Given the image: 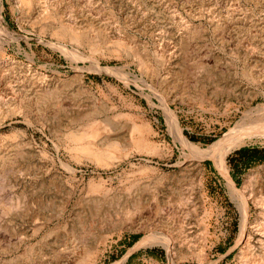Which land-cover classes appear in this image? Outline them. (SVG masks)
<instances>
[{
	"label": "rangeland",
	"instance_id": "rangeland-1",
	"mask_svg": "<svg viewBox=\"0 0 264 264\" xmlns=\"http://www.w3.org/2000/svg\"><path fill=\"white\" fill-rule=\"evenodd\" d=\"M3 5L19 39L3 40L17 64L0 74V264H170L162 246L136 248L154 224L176 239L178 264L264 259V207L256 205L264 199V136L227 158L249 197L245 246L225 179L212 159L175 140L163 108L176 112L199 151L259 118L237 126L264 106V0ZM63 24L82 41L62 37ZM114 42L129 50L118 53ZM88 130L100 131L98 145L119 159L103 164L74 150L69 136ZM142 138L156 146L143 148Z\"/></svg>",
	"mask_w": 264,
	"mask_h": 264
},
{
	"label": "bare ground",
	"instance_id": "bare-ground-1",
	"mask_svg": "<svg viewBox=\"0 0 264 264\" xmlns=\"http://www.w3.org/2000/svg\"><path fill=\"white\" fill-rule=\"evenodd\" d=\"M34 1L35 0H19V3L21 6L30 7L34 3ZM0 5L2 6L0 8V54L3 55L0 58V74L2 75V72L5 69V67L15 66L17 64L14 60L6 57L4 47H3L4 41L9 40V39H11V41H12V39H14V41L18 40L19 38H17V37L19 35L17 33H15L14 31H12L10 26L6 22V19H5L4 14H3V12H4L3 0H0ZM50 13H53V14L49 15V19H55L57 16V15H55L56 11L53 10ZM59 34L62 37L65 34H68V35H70V38L72 40H75L77 42H81L82 39L84 38V36L82 34H79L72 25H64L63 24ZM114 44L117 45L116 50L118 51V53L122 52L123 50H126V51L129 50L127 45L124 42H114ZM36 75H37V73H36ZM2 76H0V77H2ZM0 84H2V82ZM12 90L13 89L11 87H7L1 91L8 92V91H12ZM21 103H19V106L17 107L19 110L22 108ZM163 108H164V113H165V117H166V121H167L169 131L174 135L175 140L178 141L181 145H183L186 148L189 147V148H193L194 150L198 151V153H200V155L198 156L199 159L205 160L207 158H210L214 161V165H215L216 169L221 173V175L223 176V178L226 181V186L228 188V191H229L231 198L234 201H236L237 207H239V210H240L241 233H240L239 243H241V244L243 243V245L248 246V244L250 243L249 240L251 238L250 237L251 235L249 232L251 224L249 223L250 202H249V197H248L247 192H246L247 188L245 189V187H244L242 190H238L236 188V186L233 182V179L231 178L229 171H228L227 158H228L229 154L234 149H237L239 147H242V146L248 144L249 142L254 140L256 137L264 136V120L261 119V117L264 118V106H261L260 108H257L251 112L244 113L242 120L239 121V123L237 124V126L242 124V123L244 124L245 122H248V118H250V115L255 116V114H257L259 116V118L257 117V119H255V120H254V118H252L253 122L250 123L249 127H246L244 129L240 130V132L237 134L235 133L236 131L232 134V132L234 130H236L237 128L232 130L230 133L225 135L219 142H217L213 146L209 147L207 150L205 149L204 151H199V149L196 145L192 144L191 142H189L185 138V136L183 135V133L180 129L177 114L169 106V104L165 102L163 105ZM253 113H255V114L253 115ZM241 128H243V126H241ZM138 129L140 130L141 133H143V132L149 133V126L147 124H142V126ZM244 130H245V132H243ZM99 132L100 131H98V130H91V131L88 130L85 133H83L82 135L81 134H79V135L71 134L69 137H70V139L75 141V144H76V146L74 147V150H77L81 154H84L88 157H91V158L95 159L96 161L103 163V164H109V162H111L110 160L119 159V157H116V155L115 156L111 155V153L104 150L101 146L98 145L96 139L99 136ZM139 143H140L139 144L140 146H142L143 148H148V149L149 148L153 149L156 146L155 143L151 142L148 139H144V138H142L139 141ZM256 205H257V207L258 206L264 207V199H262V197L258 198V200H256ZM137 211H141V208ZM143 212H144V210H143ZM158 213H159V209L156 208L155 212L153 213L154 216H152V217H154V219L152 218V220H154L153 222L157 221L156 219H157V216L159 215ZM127 215H130V214H127ZM126 222H128V221L125 220V225H126ZM157 223H158V221H157ZM154 225L152 228L150 227L152 229L151 235L143 238L141 240V242H139V244L136 246V248H139L140 246H146V245L162 246L163 248H165L167 250L168 257L170 260V264H178L175 261L176 252L174 254V251H175L176 246H177V243L175 241L176 239L173 238V236H170L169 233H167L168 231L166 232L167 233L166 235H164L163 233H160L162 231L157 230V228L155 227L159 224H157L155 226ZM259 227H260V225H259ZM142 229L143 228H141V230ZM257 231H258V229H257ZM260 232L264 233V221L261 224ZM182 243L183 242H181L180 245L183 246ZM96 256H98V254ZM90 260H91V257L85 259L84 261L89 262ZM125 261H126V259L123 260L119 264H124ZM198 261L202 262V263H206L208 261L207 253L205 252V250H201L199 252ZM247 261L249 262V264H261L264 262V259L260 260L258 258L257 259L254 258L252 256H250V257L248 256Z\"/></svg>",
	"mask_w": 264,
	"mask_h": 264
}]
</instances>
